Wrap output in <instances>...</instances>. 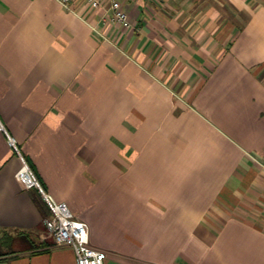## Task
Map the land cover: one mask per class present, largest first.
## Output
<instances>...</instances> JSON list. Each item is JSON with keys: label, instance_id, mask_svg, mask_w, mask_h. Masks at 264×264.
I'll use <instances>...</instances> for the list:
<instances>
[{"label": "crops", "instance_id": "crops-1", "mask_svg": "<svg viewBox=\"0 0 264 264\" xmlns=\"http://www.w3.org/2000/svg\"><path fill=\"white\" fill-rule=\"evenodd\" d=\"M117 1L0 0V122L105 264H264V0ZM20 168L0 264H76Z\"/></svg>", "mask_w": 264, "mask_h": 264}, {"label": "built area", "instance_id": "built-area-1", "mask_svg": "<svg viewBox=\"0 0 264 264\" xmlns=\"http://www.w3.org/2000/svg\"><path fill=\"white\" fill-rule=\"evenodd\" d=\"M67 8L70 0H56ZM91 8H108L113 11V20L124 28L130 24L122 4L117 0H85ZM0 134H5L10 148L17 152L21 161V168L17 172L16 180L19 185L28 191H36L43 199L50 211V217L45 221L48 234L59 247L72 249L76 264H105L107 255L104 251L94 248L90 242L88 227L71 212L65 203L57 202L48 194L35 176L28 163L20 154L16 141L11 138L0 122ZM255 160V159H254ZM262 168L264 163L256 161Z\"/></svg>", "mask_w": 264, "mask_h": 264}, {"label": "rangeland", "instance_id": "rangeland-1", "mask_svg": "<svg viewBox=\"0 0 264 264\" xmlns=\"http://www.w3.org/2000/svg\"><path fill=\"white\" fill-rule=\"evenodd\" d=\"M32 191H34V190H32Z\"/></svg>", "mask_w": 264, "mask_h": 264}]
</instances>
